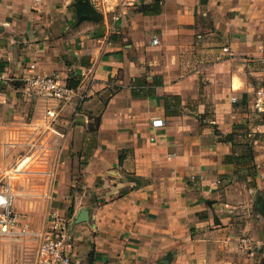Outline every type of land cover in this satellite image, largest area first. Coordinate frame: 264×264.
<instances>
[{"label": "crops", "instance_id": "0c3cea01", "mask_svg": "<svg viewBox=\"0 0 264 264\" xmlns=\"http://www.w3.org/2000/svg\"><path fill=\"white\" fill-rule=\"evenodd\" d=\"M102 2L0 0V178L34 139L23 77L94 62L96 78L61 147L13 176V208L34 226L36 210L75 220L86 208L70 264H264V0H159L158 13L141 10L157 0ZM143 76L160 78L155 95L131 94ZM237 126L249 134L215 133ZM247 140L254 168L226 160ZM38 196L49 208H23ZM0 241V264L35 263V240Z\"/></svg>", "mask_w": 264, "mask_h": 264}, {"label": "built area", "instance_id": "2783aa9c", "mask_svg": "<svg viewBox=\"0 0 264 264\" xmlns=\"http://www.w3.org/2000/svg\"><path fill=\"white\" fill-rule=\"evenodd\" d=\"M95 9H103L102 0H91ZM156 42L157 38L152 37ZM227 52L228 47L224 46ZM90 62L84 69L70 78H62L57 72L33 73L23 77L20 93L29 101L32 118L29 122L34 139L30 147L7 169H2L0 178V235L35 240L37 244L34 264H70L75 245L70 218L62 213L51 212L47 218L34 226L28 214L13 208L11 180L13 176L26 171L36 155L45 148L59 149L67 137L69 128L77 121L95 82V66ZM33 65L30 66V68ZM4 77L0 73V81ZM69 80H75L70 84ZM235 97H232V101ZM160 119L152 125H161ZM246 244L243 240L242 245Z\"/></svg>", "mask_w": 264, "mask_h": 264}, {"label": "trees", "instance_id": "16d2710c", "mask_svg": "<svg viewBox=\"0 0 264 264\" xmlns=\"http://www.w3.org/2000/svg\"><path fill=\"white\" fill-rule=\"evenodd\" d=\"M141 10L143 13H158L161 10V6L159 3V0L154 5H150L149 7L146 5L141 6ZM70 84H75V80H69ZM161 80L159 77H152L150 80H148L145 76L143 77H135L131 82V94L133 96H152L156 93V86L160 85ZM179 99L175 95H165L164 96V108L166 114H175L178 113L179 110L176 108H173L172 104H178ZM215 133L219 136L221 140L230 141L233 142V139L237 135L247 136L249 134L248 131L241 128L240 126H237L233 128V130L225 135H222L218 130L215 129ZM253 147H252V140H247L243 142V151L241 154L234 155L233 153L229 154L226 158V160H230L232 157H236L239 162H244L246 164L253 163ZM121 159V156L119 155V160ZM251 167L254 168L253 164H251Z\"/></svg>", "mask_w": 264, "mask_h": 264}, {"label": "rangeland", "instance_id": "374dc122", "mask_svg": "<svg viewBox=\"0 0 264 264\" xmlns=\"http://www.w3.org/2000/svg\"><path fill=\"white\" fill-rule=\"evenodd\" d=\"M97 122V117H94L93 119H92V121L91 122H89V124H92V125H94L95 123ZM33 196H37V195H33ZM52 199L51 198H49L48 196H46V197H42V196H38L37 197V199L35 198L34 200H32V198H29V199H24L23 201L24 202H26L27 204H28V208H26L25 206L23 207L24 209H26V210H29V212L31 211V210H36L37 208H34V204H39V202L41 203V206H44L45 205V207L46 208H44V210L43 211H45L47 208H49V205H50V201H51ZM33 206V207H32ZM31 207V208H30ZM36 212L37 213H34V214H31V216H33L32 218L34 219V221L35 222H37L36 224H41L46 218H47V215H48V211L46 210L44 213H41V212H39V211H37L36 210ZM30 213H32V212H30ZM35 217V218H34ZM38 222H40V223H38ZM8 246L9 245H7L6 243H3L2 241H0V254L2 253V252H4L5 250L7 251L8 250ZM13 247V249H12V252H13V254H15V255H17V258L19 257V258H24V255H25V253L27 252V253H30V250H26V251H22L21 249H20V247H18L17 245H13L12 246ZM33 247V246H32ZM31 263V262H30ZM29 264V263H28Z\"/></svg>", "mask_w": 264, "mask_h": 264}, {"label": "water", "instance_id": "95a60500", "mask_svg": "<svg viewBox=\"0 0 264 264\" xmlns=\"http://www.w3.org/2000/svg\"><path fill=\"white\" fill-rule=\"evenodd\" d=\"M84 8H85V6L77 8V15L79 16V19L80 20H83V19H95V17H93L92 15L85 14L83 12ZM87 219H88L87 209L82 207L78 211L77 216L75 217V220H72V219L69 220V227L72 228L71 226H72V224H74V222H81V221H84V220H87Z\"/></svg>", "mask_w": 264, "mask_h": 264}]
</instances>
